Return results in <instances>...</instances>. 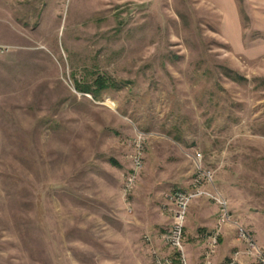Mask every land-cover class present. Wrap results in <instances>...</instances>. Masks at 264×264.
Wrapping results in <instances>:
<instances>
[{"label": "rangeland", "instance_id": "rangeland-1", "mask_svg": "<svg viewBox=\"0 0 264 264\" xmlns=\"http://www.w3.org/2000/svg\"><path fill=\"white\" fill-rule=\"evenodd\" d=\"M0 46V264L176 256L197 150L264 248V0H0Z\"/></svg>", "mask_w": 264, "mask_h": 264}, {"label": "built area", "instance_id": "built-area-1", "mask_svg": "<svg viewBox=\"0 0 264 264\" xmlns=\"http://www.w3.org/2000/svg\"><path fill=\"white\" fill-rule=\"evenodd\" d=\"M1 49V46H0ZM140 150V149H139ZM138 150V151H139ZM194 159L197 165L196 175L194 177V188L192 190L174 189L169 194V201L175 204V209L173 213V223L169 231L163 234V238L166 242L176 251V256L172 255H162L154 251V257L156 264H188L184 249V232L185 223L188 215L189 204L191 201L204 194H209L219 205V218L218 226L210 235V242L208 249L205 253L206 264H211V258L216 251L218 246V240L220 236V230L223 224L232 222L237 230V235L240 240L243 241L245 249L244 254L247 257L255 260L258 264H264V248L258 243L256 236L253 232L248 229L241 221L236 219L231 212L228 199L221 194L216 188L209 192L204 189V182L213 183V172L211 169L207 168L203 164V153L201 151H196L194 154ZM135 170L129 175L125 185V191L128 192L134 187L136 180V169L142 164V153L141 151L134 157ZM148 241H152L151 236H146ZM240 251H237L232 257L229 264H237L239 261Z\"/></svg>", "mask_w": 264, "mask_h": 264}, {"label": "crops", "instance_id": "crops-1", "mask_svg": "<svg viewBox=\"0 0 264 264\" xmlns=\"http://www.w3.org/2000/svg\"><path fill=\"white\" fill-rule=\"evenodd\" d=\"M197 197L192 202L188 216V229L190 231L191 241L187 245V255L190 264H199L193 252L195 248H204L210 241V235L218 226V207L210 206V213L205 215L204 211L207 209L205 205L208 203L203 201L204 198ZM207 206V205H206ZM216 206H218L216 204ZM206 216V217H205ZM207 232V233H206ZM211 233V234H208ZM237 235V230L232 222L222 225L220 230V244L214 254L212 264H227L225 258H231L237 251L244 250V247ZM186 255V254H185ZM239 264H241V254L239 255Z\"/></svg>", "mask_w": 264, "mask_h": 264}, {"label": "trees", "instance_id": "trees-1", "mask_svg": "<svg viewBox=\"0 0 264 264\" xmlns=\"http://www.w3.org/2000/svg\"><path fill=\"white\" fill-rule=\"evenodd\" d=\"M80 88V90H83V91H90L88 88H84V87H79ZM183 242H184V239H183Z\"/></svg>", "mask_w": 264, "mask_h": 264}]
</instances>
